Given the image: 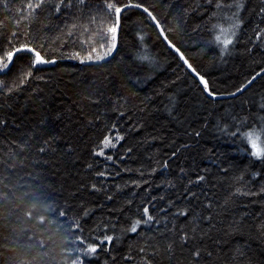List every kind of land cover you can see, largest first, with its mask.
Listing matches in <instances>:
<instances>
[{
  "label": "trees",
  "instance_id": "trees-1",
  "mask_svg": "<svg viewBox=\"0 0 264 264\" xmlns=\"http://www.w3.org/2000/svg\"><path fill=\"white\" fill-rule=\"evenodd\" d=\"M7 2L10 10L0 6V31L5 32L19 18L17 9L23 8L26 12L27 0ZM169 2L187 3L190 0H145L147 4L158 5L156 13L162 19L168 11L164 5ZM244 2L246 8L241 14L244 18L243 33L251 35L249 30L260 22L255 9L259 8L261 0ZM138 21L139 17L133 16L132 21L124 23V34L109 63L103 66H78L73 64L79 63L78 60L62 57L59 49H50L46 54L55 57L57 63L35 73L36 77H43L46 82L32 79L15 95L7 98L0 96V119L8 121L7 128H0V161L11 157V149L15 147L13 141H21V133L28 132L41 121L47 122L58 139L56 154L50 157L47 165L40 166L43 169V182L51 185V196L55 203L70 205L67 208L70 218L77 213L83 216L79 212L82 203L87 207L95 206L96 210L81 221L86 220V231L102 221H114L118 216L122 221L123 215L129 213L127 207L124 213L120 209L129 200L138 205L148 196L164 194L177 198L179 189L190 178L195 179L197 174L205 175L206 181L194 186L195 190L205 193L216 204H223L236 187L247 185L254 191L264 187V163L249 155L246 139L239 132L232 136L221 131L222 127L237 131L233 125H238L239 120L235 117H247L251 113L252 118L247 121L251 127L244 126L242 131L255 129L260 132L264 124H261L259 117L264 116V112H258L256 106L244 104V101H259L264 96V80L258 78L243 95L211 100L201 91L198 82H194L186 69L180 66V62L173 59L156 39L152 30ZM201 22L207 24V17L193 16L188 21L185 35L174 39L185 50L190 62L208 79L210 88L219 95H229L245 82L250 73L254 74V69L258 70L264 57L258 51L254 55L247 54L245 45L239 43L221 58L220 47L209 43L212 33L204 30L203 25L199 32L192 31V27ZM41 27L39 22L33 25L35 35L42 34ZM141 30L146 34L143 46L156 63L129 66V53L137 52L133 45L140 43L136 34ZM6 79L10 81L12 77ZM99 93H103L100 104L86 99L89 96L95 98ZM121 97L126 100L124 117L112 110L113 102ZM112 122L118 123L126 137L112 154L114 157L125 154L128 158L120 162V167L132 171L122 172L115 180L106 181V193L90 194L84 186L96 178L88 170L87 164L100 160L93 157L91 152L102 136L107 134L105 125ZM196 131L201 133L199 137L195 136ZM261 138L264 139V133ZM67 145H71V153L64 151ZM128 147L133 149L131 154L125 153ZM28 154L29 157L34 155V149ZM165 160L169 168L159 170ZM29 163L23 161V167L19 160H13L10 164L0 163V264H64L62 235L47 219L40 222V217L46 213L33 182L26 175L32 170L28 167ZM96 166L103 167V162ZM151 167H157L158 171L147 177L148 184H142L140 188L129 185L116 191L115 184H125L130 178L141 179L137 170H150ZM237 177H243V180L237 183ZM165 181H172L176 189L169 188ZM106 194H112L114 199L108 201ZM200 199L207 202L204 195ZM156 203L160 205L165 201L157 200ZM194 206L197 211L200 210L199 204ZM110 209L113 211L110 212ZM213 216L217 224L212 231L213 238L222 235L220 229L232 219L245 220L247 225L258 224L264 221V195L236 197L234 202H229L226 212L217 209ZM136 242L131 234L121 236L119 241L114 240L111 256L117 257L118 264H126L121 257ZM204 243L213 250L214 256L211 262L205 258L202 264H225V258L235 244L245 246L253 264H264V238L255 228L246 226L242 234L233 236L223 246V251L211 240ZM111 256L100 252L91 259L90 264H111ZM183 256H187L186 251ZM162 264L169 262L164 259ZM172 264H177V261L173 260ZM179 264H184L183 258H180Z\"/></svg>",
  "mask_w": 264,
  "mask_h": 264
},
{
  "label": "snow or ice",
  "instance_id": "snow-or-ice-1",
  "mask_svg": "<svg viewBox=\"0 0 264 264\" xmlns=\"http://www.w3.org/2000/svg\"><path fill=\"white\" fill-rule=\"evenodd\" d=\"M0 6L10 10L7 0H0ZM157 7L156 4L145 3V0H27L26 12L23 8L17 9L19 18L15 25L7 32L0 31V96L7 98L15 95L32 79L46 82L43 77H36L35 73L41 70L40 66L57 63L55 57L46 54L50 49H59L62 57L78 60L80 64L103 66L104 63H109V58L117 51L124 34V23L132 21L133 16H138V23L152 30L156 39L165 46L173 59L180 62V66L186 69L193 81H198L201 91L213 100L217 99L219 94L210 88L208 79L190 62L185 50L178 40L174 39L185 35L188 21L193 16L207 17V24L197 23L192 27V31L199 32L203 25L204 30L212 33V40L209 43L220 47L221 58L239 43L245 45L244 50L247 54L254 55L258 51L264 57V26H262L264 0H261L259 8L255 9L260 22L249 30L251 35L243 33L244 18L241 14L246 8L244 0L169 2L164 5L168 11L163 19L156 13ZM37 22L42 26L40 28L42 34L39 36L33 31V25ZM136 35L140 43L133 45L137 52L129 53V66L155 64L154 57L143 46L146 34L141 30ZM69 45L72 47L69 48ZM84 46H87L86 50ZM14 69L15 75H13ZM10 76L12 79L9 81L6 78ZM258 78L264 80V62L229 95L233 97L243 95ZM102 95L103 93H99L95 98L89 96L86 99L93 104H100ZM125 104L126 100L121 97L113 102L112 110L120 117H124ZM244 104L254 105L258 112H264V96H261L259 101L246 100ZM251 118V113L247 117L237 116L235 119L239 120V124L233 125L237 131L223 127L221 131L232 136H236L239 132L247 141L250 148L249 155L254 160L264 163V139L261 138L264 127H261L260 132L255 129L242 131L244 126L251 127V124L247 123ZM259 119L261 124H264V116H260ZM7 127L8 121L0 119V128ZM105 128L107 134L102 136L91 152L93 157H98L100 160L87 164L88 170L96 178L94 182L84 186L90 194L106 193V181L115 180L122 172L132 171L127 167L123 169L120 167V162L128 158L125 154H119L118 157L112 154V151L126 139L118 123L106 124ZM200 135L199 131L195 132L196 137ZM21 136L23 137L21 141H13L15 147L11 149V157L0 163L10 164L13 160H19L23 167V161H30L28 167L32 170L26 175L33 182L46 213L45 216L40 217V222L47 219L50 225L55 226V231L62 235L64 264H90L91 259L97 257L100 252L111 256L114 240L119 241L121 236L129 234L137 242L130 245L129 251L122 255L121 259L126 264L127 262L162 264L164 259H167L169 264H172L173 260L179 264L180 258H183L184 264H202L205 258L211 262L214 252L204 241L211 240L223 251V246L229 243L233 236L242 234L246 226L249 229L255 228L264 238V221L247 225L245 220L236 219L230 220L220 229L222 235L213 238L212 231L217 228L214 211L222 209L226 212L229 202H234L236 197L264 195V187L259 191H254L247 185L236 187L223 204H216L205 193L197 192L194 188L206 181V176L203 174H197L195 179L190 178L186 185L179 189L177 198L164 194L158 197L148 196L138 205L135 201L129 200L126 205L121 206V213H124L125 207L128 208L129 213L123 215L122 221L118 216L114 221L111 219L102 221L90 231H86L84 228L86 220L83 223L81 221L96 210L95 206L87 207L82 203L79 205V212H82L83 216L77 213L70 218L67 212L70 205L60 206L55 203L51 196V185L43 182V169L40 166L47 165L50 157L56 154L57 135L48 127L47 122L41 121L28 132L21 133ZM31 149H34V155L29 157L28 153ZM64 151L71 153L73 149L71 145H67ZM132 152L131 147L125 149L127 154ZM172 155L175 156V152ZM101 162L103 167H97L96 165ZM169 166L168 161L165 160L159 170L167 169ZM157 171V167H151L150 170L141 168L137 170L141 179L130 178L125 184H115L114 187L116 191H121L129 185L140 188L142 184H148L147 177L153 176ZM223 171L227 172L228 169ZM183 172L184 170L181 169V173ZM242 180L243 177L236 178L237 183ZM165 183L169 188L177 187L172 181ZM201 195L205 196L207 202L200 199ZM106 199L112 201L114 196L106 194ZM157 200L165 203L157 205ZM195 204L200 205L199 211ZM111 211L113 210L110 209ZM185 251L186 257L183 256ZM111 264H118L116 256H111ZM225 264H253V261L244 245L235 244L230 248Z\"/></svg>",
  "mask_w": 264,
  "mask_h": 264
},
{
  "label": "water",
  "instance_id": "water-1",
  "mask_svg": "<svg viewBox=\"0 0 264 264\" xmlns=\"http://www.w3.org/2000/svg\"><path fill=\"white\" fill-rule=\"evenodd\" d=\"M115 53L116 52H114L113 53V56L115 55ZM112 57H110L109 58V60L111 59ZM73 64H75V65H78V66H89V65H91V66H94L95 64H80V63H75V62H73ZM55 64H52V65H43V66H40V68L42 69V68H49V67H51V66H54ZM198 82V81H197ZM201 87V86H200ZM205 94V93H204ZM206 95V94H205ZM206 97L207 98H209V99H211V100H213L212 98H210V97H208L207 95H206ZM231 97H233V96H230V95H218L217 96V99H215V100H221V99H227V98H231Z\"/></svg>",
  "mask_w": 264,
  "mask_h": 264
},
{
  "label": "bare ground",
  "instance_id": "bare-ground-1",
  "mask_svg": "<svg viewBox=\"0 0 264 264\" xmlns=\"http://www.w3.org/2000/svg\"><path fill=\"white\" fill-rule=\"evenodd\" d=\"M234 56V55H233ZM230 57V56H229ZM253 58V57H252ZM87 67V66H86ZM220 69V68H219Z\"/></svg>",
  "mask_w": 264,
  "mask_h": 264
}]
</instances>
